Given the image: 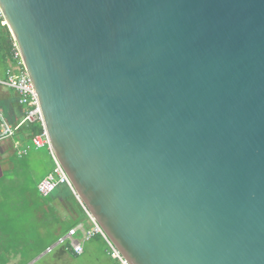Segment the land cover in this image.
I'll use <instances>...</instances> for the list:
<instances>
[{
	"label": "water",
	"instance_id": "water-1",
	"mask_svg": "<svg viewBox=\"0 0 264 264\" xmlns=\"http://www.w3.org/2000/svg\"><path fill=\"white\" fill-rule=\"evenodd\" d=\"M52 149L130 264H264V0H0Z\"/></svg>",
	"mask_w": 264,
	"mask_h": 264
},
{
	"label": "rangeland",
	"instance_id": "rangeland-1",
	"mask_svg": "<svg viewBox=\"0 0 264 264\" xmlns=\"http://www.w3.org/2000/svg\"><path fill=\"white\" fill-rule=\"evenodd\" d=\"M3 53L0 45V78L7 79L9 64L5 62ZM2 91L7 98H2L0 91V113L8 124L16 126L23 116L17 103V94L10 88H3ZM21 144L24 143L21 141ZM0 146L6 152H3L4 155L0 154V264H3L10 258L7 256L9 252L4 250L24 251L29 258L35 256V250L45 246L48 232L54 233L55 228H49V224L57 226L64 220H69L64 218L68 214V206L76 215V219L81 218V209L72 192L64 185L59 186L49 196L39 194L38 183L55 168L47 147L37 150L32 148L23 158H15L14 152L10 155L13 150H7V140L0 142ZM80 221L86 223V219L81 218ZM88 223L90 221L86 223L89 226ZM84 245V253L80 255L61 254L58 252L59 248L43 254L45 248L37 259L29 264L115 262L108 254V247L101 236L95 235Z\"/></svg>",
	"mask_w": 264,
	"mask_h": 264
},
{
	"label": "built area",
	"instance_id": "built-area-1",
	"mask_svg": "<svg viewBox=\"0 0 264 264\" xmlns=\"http://www.w3.org/2000/svg\"><path fill=\"white\" fill-rule=\"evenodd\" d=\"M0 19L2 20V24H7L1 7V3ZM12 39L13 63L8 67L7 79L0 78V88H10L14 90L18 95V103L20 106H22V108H24V111L22 120L16 126L8 124L5 121L3 115L0 113V141L12 137L16 133V131L23 125L34 121H39L42 125L43 131L42 133L37 134L33 137V144L36 148L47 147L55 164L54 171L47 174L38 183L37 188L39 194L46 197L52 194L59 186H66L82 205L91 223V226L88 229L84 228L81 225L69 229L67 233L60 236L54 243L48 246L44 253L48 254L59 248L58 250L70 251L74 255H80L84 253L85 242L90 240L95 235H99L106 242V245L108 247V254L116 260L115 264H130L122 254V252L119 250V248L105 233L104 229L97 222L96 218L83 204L80 195L76 191L70 177L66 173L64 167L53 151L49 133L45 126L44 116L41 109L38 93L36 92L32 79L25 68L22 54L13 35ZM17 153L19 154V157H21L22 155L27 153V147L23 149L19 148V150H17Z\"/></svg>",
	"mask_w": 264,
	"mask_h": 264
},
{
	"label": "trees",
	"instance_id": "trees-1",
	"mask_svg": "<svg viewBox=\"0 0 264 264\" xmlns=\"http://www.w3.org/2000/svg\"><path fill=\"white\" fill-rule=\"evenodd\" d=\"M0 45L2 46V48L4 50L3 58H4L5 62H7L9 64L8 65V67H9L13 63V59H12L13 39H12V34H11L9 28H8V25L7 24H2V20L1 19H0ZM0 89H1L0 91L2 93V98L6 99L7 97H6V95H4V93L2 91V88H0ZM42 131H43V128H42V125H41V123L39 121H34V122L27 123V124L23 125L21 128H19L16 131V133L12 137H10L9 139H6L7 143H8V149L7 150H10V149L13 150L10 153V155H12V153L14 152L13 156L15 158H23L24 156H26L30 152V150L32 148L35 149V150L40 149V148H36L35 147V145L33 144L32 140H33L34 136H36L37 134L42 133ZM21 141L24 144H21ZM17 143H18V145H17ZM26 147H27V153L22 155L21 157H19V154L17 153V150H19V148L23 149V148H26ZM3 152H5V150H3L2 147L0 146V154L4 155ZM50 158H51V160H52V162L54 164V161H53L51 155H50ZM54 167H55V164H54ZM53 171H54V169H53ZM37 190H38V188H37ZM74 198H75V196H74ZM75 200L77 201L78 206L81 209V218L83 220L86 219V223L89 222V218H88L86 212L84 211L82 205L79 203V201L76 198H75ZM70 215H71V217H69ZM75 216L76 215H74V213L72 212V210L68 206V214L64 218H69V220L68 219L64 220L62 224H59L57 226H54V224H49V228H51V229L55 228L53 230L54 233H52V232L49 233L48 232L45 246L42 249H40V250H35V253L39 254L40 252H43V250L45 248H47L52 243H54L60 236H62L65 233H67L69 231V229H71L73 227H76L80 223H83V222L80 221V219H81L80 217L76 219ZM49 223H51V222H49ZM86 223H83V224L87 225ZM52 226H54V227H52ZM20 253H21V257H22L23 260H25L28 257L24 253V251L20 252ZM62 253H69L71 255L73 254L72 252L65 251V250H63ZM113 260L115 261L113 264H115L116 260L115 259H113ZM24 263H26V262H24Z\"/></svg>",
	"mask_w": 264,
	"mask_h": 264
},
{
	"label": "crops",
	"instance_id": "crops-1",
	"mask_svg": "<svg viewBox=\"0 0 264 264\" xmlns=\"http://www.w3.org/2000/svg\"><path fill=\"white\" fill-rule=\"evenodd\" d=\"M4 92V91H3ZM17 94V93H16ZM17 103H18V95H17ZM18 105H19V103H18ZM19 107H20V109H21V111H22V115H23V111H24V108H22V106H20L19 105ZM1 142V141H0ZM89 224V226L88 225H85L84 226V224H82V223H80V224H78L77 226H79V225H81V226H83L84 228H89L90 226H91V223H88ZM92 239V238H91ZM103 240V239H102ZM5 252H9L8 254H7V256H9L10 258L8 259V260H5L4 262H3V264H23L24 262H26V263H24V264H29V263H32L33 261H35L36 259H37V257L42 253V252H40L39 254H37V255H35V256H30V258H29V256L25 259V260H23L22 259V257H21V253L20 252H15L14 250H10V251H6V250H4ZM45 251V250H44ZM58 252H61V254H62V252H63V250H59ZM43 254H45L44 252H43ZM60 254V253H59ZM63 254H66V253H63ZM113 260V259H112ZM114 262V261H113ZM113 264V263H112Z\"/></svg>",
	"mask_w": 264,
	"mask_h": 264
}]
</instances>
